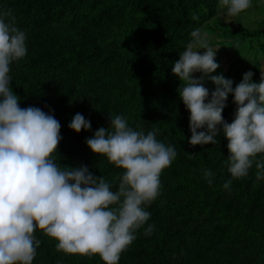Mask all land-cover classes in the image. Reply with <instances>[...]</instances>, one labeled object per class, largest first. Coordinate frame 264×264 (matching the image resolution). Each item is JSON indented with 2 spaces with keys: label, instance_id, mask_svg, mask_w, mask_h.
<instances>
[{
  "label": "trees",
  "instance_id": "1",
  "mask_svg": "<svg viewBox=\"0 0 264 264\" xmlns=\"http://www.w3.org/2000/svg\"><path fill=\"white\" fill-rule=\"evenodd\" d=\"M215 1L0 0V15L23 30L0 37V151L36 181L31 193L23 190L25 179L2 188L0 264H17L2 245L4 222L30 206L42 232L40 246L59 250L51 264H81L70 249L75 240L94 243L100 255L86 264H100L108 247L126 248L143 264H192L224 246L248 247L264 264L262 139L234 127L236 117L219 102L207 99L203 107L180 79L193 27ZM56 26L115 29L127 46L86 50L66 41L49 47L42 39L33 49L22 46ZM49 77L110 94L119 116L104 102L91 113L81 103L47 96ZM25 91L44 114H20L15 126H7L12 105L30 102ZM183 101L201 104L186 127L160 119ZM251 113L264 120V108ZM155 121L158 133L132 144L135 150L128 146L122 154L119 144L104 139L103 129ZM67 128L92 132L94 142L72 147ZM145 189L157 195L143 196ZM182 230L188 238L172 242Z\"/></svg>",
  "mask_w": 264,
  "mask_h": 264
},
{
  "label": "rangeland",
  "instance_id": "2",
  "mask_svg": "<svg viewBox=\"0 0 264 264\" xmlns=\"http://www.w3.org/2000/svg\"><path fill=\"white\" fill-rule=\"evenodd\" d=\"M9 1L7 0L6 3ZM7 26L10 27L9 32ZM22 31L20 24L17 25L4 14L0 15V37L7 33ZM192 35L193 43L186 50L180 79L189 83L188 89L194 93L196 98L203 99V107L207 99L219 102L231 117H236L235 122L237 123L234 127L245 131L250 129L248 132L260 136L264 144V120L250 117L254 109L264 108V0H216L210 10L208 9L193 27ZM34 39L33 43L32 39L26 38L22 46L33 49L32 45L38 44L40 39L46 41L49 47H52L53 43L58 45L73 41L77 46L82 45L86 50L94 47L114 50L127 46L118 31L111 28H96L78 32L56 26L47 32L39 33ZM49 80L47 96L63 98L64 102L69 105L81 103L82 107L90 108L91 113L97 112V108L104 102L113 115L119 116V107L110 94L87 85H73L68 81L56 82L54 77H49ZM24 93L30 101L28 104L12 105L13 101L9 99V106L12 105L9 111L13 109L15 115L7 118L5 122L7 126H15L20 114L29 119L44 114L43 105L37 104L28 91ZM181 103L171 116H161L160 119L170 125L177 123L181 127H186L189 116L192 117L191 110L199 111L201 104L197 107L195 103L190 104L188 101ZM156 126L155 121L151 124L134 125L117 131L109 128L102 131L106 133L104 139L119 144L121 147L119 152L123 154L130 149L128 146H133L135 150V145L148 142L151 134L158 133L155 131ZM66 131L70 145L74 148L84 147L94 142L92 132L88 130L67 128ZM5 157L0 151V195L5 184L8 185L22 179L26 180L25 184H22L23 190L31 193L36 181L30 173H27L26 166ZM109 162L106 161V163ZM21 190L20 185L16 192L20 193ZM141 194L155 197L157 192L145 189ZM15 215L12 221L4 222L6 228L3 229L2 245H7L8 252L16 258L17 264H51L50 259L55 257L59 250L57 247H48L46 250L37 241V238L43 236L36 221L34 208L30 206L27 210L23 209ZM179 235L181 237L176 234L171 241L179 242L188 238L184 230ZM93 245L94 243L90 241H73L70 249L76 262L90 263L92 255L98 258L100 255L94 254ZM45 251L47 253L43 255ZM102 252L104 255H102L100 264H143L128 256L130 251L123 247H108ZM226 263L262 264V260L254 250L248 247L224 246L214 250L209 260L194 261L192 264ZM171 264H179V262L173 261Z\"/></svg>",
  "mask_w": 264,
  "mask_h": 264
}]
</instances>
